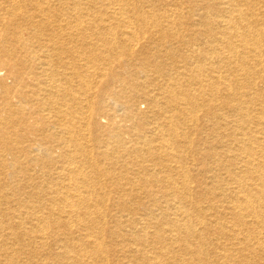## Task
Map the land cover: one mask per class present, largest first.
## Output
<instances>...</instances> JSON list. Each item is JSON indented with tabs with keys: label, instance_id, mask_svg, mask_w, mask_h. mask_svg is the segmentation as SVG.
Returning <instances> with one entry per match:
<instances>
[{
	"label": "bare ground",
	"instance_id": "bare-ground-1",
	"mask_svg": "<svg viewBox=\"0 0 264 264\" xmlns=\"http://www.w3.org/2000/svg\"><path fill=\"white\" fill-rule=\"evenodd\" d=\"M57 1L0 0V264H264V0H157L152 13L129 0H87L88 10L111 15L98 25L90 19L108 30L105 42L82 39L83 47L57 36L80 29L82 0ZM188 3L213 14L214 21L201 17L210 35L200 47L178 53L158 43L153 64L145 58L133 72L114 70L118 50L128 52L126 63L135 53L102 22L128 21L125 34L138 41L131 18L152 27L164 19L174 29L172 14ZM157 36L183 41L163 30ZM151 72L157 86L149 87ZM109 75L111 82L97 80ZM126 81L151 114L127 104L121 119L136 124L108 130L94 105L104 96L122 101ZM196 95L212 105L209 121L217 117L210 131L218 146L203 151L192 138ZM93 128L108 135L95 138ZM92 136L103 160L94 157ZM129 155L153 203L138 199L140 185L103 187L113 158ZM28 186L40 195H28Z\"/></svg>",
	"mask_w": 264,
	"mask_h": 264
},
{
	"label": "rangeland",
	"instance_id": "rangeland-1",
	"mask_svg": "<svg viewBox=\"0 0 264 264\" xmlns=\"http://www.w3.org/2000/svg\"><path fill=\"white\" fill-rule=\"evenodd\" d=\"M54 3H58L57 0H53ZM75 0H67L68 3H73ZM154 1L157 0H129L130 4L129 7L133 8L135 5L138 6L137 10H140V12H144L146 13V11L150 10V13H152V7L154 5ZM65 1V5H68ZM173 2H176V0H173ZM217 3V1H215ZM81 3H83V14H81V18L84 20V22L82 24H79L78 26L80 27V29L78 30H74V31H66V30H59L58 33V37H61L63 39L70 40V38L72 36L75 37L76 42L78 43L79 46L83 47L82 44V39H92V43H104L105 41H103V38L105 36L106 33H108L107 29H103V28H98L95 24L92 25V22L90 21V19L95 20L96 19V24L98 25L100 23V21L98 20V18H105L108 19L111 15L110 11L107 13V17H103V12L102 13H98V10H92L91 8L88 10V6L85 3H89L90 2L87 0H82ZM28 5H31L30 2L28 1ZM184 7H186V9L184 11H180L179 13L176 14H172V17L174 18V22L177 24L176 27L174 29L168 28L166 26V20H162V23L158 26V27H152V26H144L141 20L139 23H135L137 21V18H131L132 20V25L130 26H135V30L136 35H138L140 38L138 39V41L136 39H133V36H129L126 35V31H127V24L128 21H123L122 19L119 20L117 23L115 20L112 21V23H110V21H105L101 23V25H107V24H114V26H116L114 32L115 33H111L110 38L112 37H117V39H121V38H126L127 39V44H131L132 48L134 49L133 53L134 56L131 58V60L126 63V59L127 57L124 55V53H128L127 51L123 50H118L119 51V57L121 59V62L119 63L118 61H116L114 63V65L116 66L114 68L115 71L117 70H122L124 71V73H130L136 70V68H138L142 62L144 61L145 58L148 59V61L150 63L153 64V55L155 54V47L158 46V43L161 45H164L163 48H175L178 50V53H184L186 51H189V49L191 50L192 48H197L201 46V43L199 42L200 39H206V36H209V32H204V28H202L203 26H201V17L203 15H208L210 17V19L213 18V14H206V8L205 9H197L196 6H192L190 3L186 4ZM32 5L30 6V9H32ZM117 8V7H116ZM154 8V7H153ZM264 10V8H263ZM88 13V14H87ZM154 13V12H153ZM160 13V12H157ZM122 16V15H121ZM120 14H117L116 17L121 18ZM124 17H128V19L130 20V17L128 14H124ZM184 17V18H183ZM209 19V20H210ZM90 21V23L88 22ZM115 21V22H114ZM166 21V22H165ZM114 22V23H113ZM126 24H124V23ZM84 25V26H82ZM201 26V27H200ZM78 27V28H79ZM102 27V26H100ZM160 27V28H159ZM164 27V28H163ZM121 29V30H120ZM168 31L170 33H178V35L180 36L179 39H183L182 42L179 43H174V44H169L167 43L168 40H161L159 36H157L158 32L160 33V31ZM98 32V33H97ZM64 34V35H63ZM125 35V37H124ZM193 35L194 37L190 38V40L188 39L189 36ZM123 36V37H122ZM108 37V36H107ZM106 37V38H107ZM127 37H131L132 39H128ZM134 40V41H133ZM135 42H138V45L134 46L133 44H135ZM99 52V51H97ZM191 55V53H188L187 56ZM186 56V57H187ZM179 59V57H178ZM166 60V59H165ZM81 63L85 62L83 60H81ZM141 63V64H140ZM127 64H129L131 67H127ZM86 65V64H85ZM83 65V67L85 66ZM103 65V64H100ZM126 66L127 68L122 67ZM88 67V66H87ZM80 70V69H79ZM93 70V68H92ZM216 70V68L214 69ZM111 73V72H109ZM217 72H214V74L216 75ZM212 74V73H211ZM5 73L4 72H0V77L4 76ZM143 75V74H142ZM109 77V79L107 80V82H111V76H107V77H100L99 79H97L99 82H104L106 81V79ZM135 78H137L139 81H143L145 80L146 77L144 76H135ZM150 78H152L153 82L150 84L149 87H153V86H157V84L160 83L161 78L157 77L155 74H153L151 72V76ZM96 80V78L94 79V81ZM102 80V81H101ZM183 81H186V79H182ZM9 81V80H8ZM10 82V81H9ZM106 83V82H105ZM11 85V84H10ZM12 86V85H11ZM122 89V95H123V100L122 101H115L112 97L110 96H104V98L107 100L106 103L102 106L95 104L94 105V109L96 110V114L101 112L102 109V116L100 118V122L104 127H107L108 130H111L112 128H116L118 129V127L122 124L126 125L128 128L134 126L136 124L135 120H125L124 118L121 119V117L124 115V113H127L129 110L127 109V104H130V107H132V105H134L136 103V107L141 111V116L144 117H148L151 113L149 111V105L147 103V101L144 100V95L142 94V92H138L137 94L134 93L133 87L130 85V83L128 81H126V83L124 85H122L120 87ZM1 92L2 89L0 88V97H1ZM98 92V93H97ZM97 93V94H96ZM95 94V95H94ZM99 94V97H98ZM92 96H96L95 100H99L102 96L100 94V91L98 89V91L92 93ZM197 96V95H196ZM199 102L201 103V106L199 109H201L198 114L200 117V121L198 122V126H196V128L194 127V131L192 134V138H195L197 141H199V147L202 148V151L204 149H206L207 146H209V143H213V147H217L218 146V136L216 133H212L210 130L212 128V125L214 124V122H217V117L211 119V121H209L208 116L206 115L207 112V106L209 104V102L206 99L201 98L200 96H197ZM16 100V99H15ZM196 100V99H195ZM107 105V106H106ZM210 106H212L211 104H209ZM215 105V104H214ZM213 105V106H214ZM3 103L0 104V110L3 109ZM124 107L126 109H124ZM93 109V108H92ZM120 110V111H119ZM202 111V112H201ZM96 114H94L96 116ZM107 114V115H105ZM208 119V120H207ZM112 123H116L112 128L111 125ZM8 128V126H7ZM147 125H145V129L147 130ZM10 130V129H9ZM14 130V129H13ZM11 131V136L13 139L17 138L16 132ZM95 129H92L93 132V136L99 135L101 138L102 137H106L105 135H108V132H95ZM221 131V130H220ZM19 135V133H18ZM92 136V149L94 150V157L97 159L102 158L100 155V153L98 152V148H97V143L95 142V139ZM130 135H128L126 133V135H123V139H129ZM117 148V146H115ZM105 149L103 147V145L101 146V150ZM13 157V156H11ZM9 156V160L11 158ZM136 158L132 157V156H128L127 160H121V161H117L116 158H113V162L115 165V170L112 171L113 172V178H109V176H107V174H103L104 177H102L103 179V187H105V190L114 188L115 186H118L120 184H123L125 187H129V188H137L140 185V189L137 188L136 191V195L138 196V199L141 197L143 199V201L146 204H150L153 203L152 200L149 199V197H147L148 195L146 194L147 192L145 191V189L142 187L141 188V180L140 177L136 174V172L138 171V165H135L136 163L134 162ZM103 160V158H102ZM192 163L190 165V167H193ZM107 176V177H106ZM92 180H95V178H92ZM127 181H131L130 183H134V186H130L131 184H126ZM126 184V185H125ZM41 187H45L46 191H47V186L46 185H40ZM26 192H29L28 195L32 194L33 196H37L40 195L41 193V188L38 186L36 188H33L32 186H28V188L26 189ZM24 191H20L19 192V196L22 198V200H25ZM46 197V195L44 196ZM160 206L162 208H166L167 204L166 203H160ZM29 226H24V229H28Z\"/></svg>",
	"mask_w": 264,
	"mask_h": 264
}]
</instances>
